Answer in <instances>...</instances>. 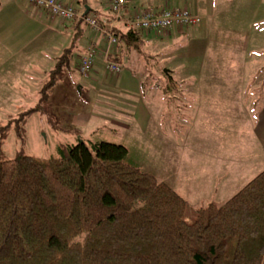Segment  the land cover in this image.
I'll return each instance as SVG.
<instances>
[{
  "label": "trees",
  "instance_id": "1",
  "mask_svg": "<svg viewBox=\"0 0 264 264\" xmlns=\"http://www.w3.org/2000/svg\"><path fill=\"white\" fill-rule=\"evenodd\" d=\"M100 27L105 34L89 29L107 49L139 55L146 43L137 28ZM74 48L48 72L38 107L0 127V264H264V171L224 204L195 210L187 223L186 201L128 162L122 145L78 140L45 160L24 153L25 124L43 112ZM88 50L94 59L83 78L101 53ZM105 58L122 67L111 54ZM11 132L20 148L6 159L2 148Z\"/></svg>",
  "mask_w": 264,
  "mask_h": 264
},
{
  "label": "rangeland",
  "instance_id": "2",
  "mask_svg": "<svg viewBox=\"0 0 264 264\" xmlns=\"http://www.w3.org/2000/svg\"><path fill=\"white\" fill-rule=\"evenodd\" d=\"M5 1L7 0H0V3L5 4ZM218 4V8H221L217 15L218 26L215 27L211 38L213 41L220 40L238 47H243L244 43L250 44L252 51H254L250 55V60L245 62L242 55L236 60L238 63L240 61L245 62L247 67L252 62L254 65L253 73H248V70L245 73L244 68L240 71L234 64L231 65L230 61L225 60L227 57L221 56L220 59L227 62L224 65L225 68H222V75L240 74L249 77L243 80L245 82L242 84L237 82H232L229 85L223 83L210 84V82L198 83L199 85L196 84L195 86V92L200 88L199 93L207 95L209 99L207 101L210 102L213 95L216 96L217 94L228 95L232 99L231 102H234V98L235 103L238 104L237 108L231 114H229L231 110L226 111L225 109L221 118H214L227 121L230 117L235 119L234 124L241 127L240 133L245 134V137L252 135L254 139L263 137L262 130L264 127L259 124V121L262 117L261 114L264 113V0H220ZM67 6L73 7L72 5ZM73 8L79 14L76 8ZM84 12L80 14H84ZM61 21L67 28L69 23ZM260 31L263 36L258 39L257 33ZM173 32L175 34L171 36ZM20 33L21 37H19ZM181 33L182 31H171L167 35L163 34L165 36H158L151 33L145 35L143 32L145 39L151 41L154 38L155 42L142 47L140 52L144 58L141 61L142 64L138 66L136 63L134 65L136 71L133 69L132 72L135 74H127L136 79H138V75L145 77L146 87L143 93L146 92V88L151 87L148 94L141 95L142 99L152 102L150 107L155 111L147 125L144 123L145 119H140L136 125L130 123L128 124L130 127H125L124 122L133 121L131 116L128 119V115H132L133 111L125 110L124 104L119 103L124 98L121 100L120 98L104 100L105 95H100L101 90L99 88L101 86L95 83L91 86L88 84L92 79L97 81L99 76L90 73L86 79L79 75L76 72L79 61L74 57L71 59L70 69L60 75L56 85L49 91L48 99L43 104V112L38 111L27 120L24 153L45 160L57 155L56 148L59 145L75 144L79 136L87 141H103L122 145L128 150V162L152 175L158 182L167 184L186 201L187 209L184 219L187 223L193 222L196 216L195 210L198 208L209 203L222 205L231 199L249 183V180L264 171L262 170L264 168L261 165L260 168L253 169L251 173L248 172L249 175L254 174L252 179L248 175L241 183L243 179L239 180L238 176L243 173V162L251 161L254 156L244 155L242 162L237 160L239 157H236L233 164L220 161L216 165V150L213 151L209 138L206 133L201 134L199 127L193 128L196 130L189 132V141H187V145L184 144V134L187 131L184 129V124L193 119L196 111L195 103H197V100L195 103L194 100L198 98L194 97L191 90H188L184 99V76L189 74L190 78L197 79V64L203 60L204 55L190 53L192 50L187 38H184V52L179 46L170 50L174 43L172 44L173 39H168L180 36ZM25 36V28L18 27L17 23H10L8 33L3 36L2 42L6 43L3 45L12 44V51L3 50L0 44V127L6 123H11L13 119L19 117L26 110L38 107L41 87L46 81L48 72L54 68L57 62L55 60V63H48V55L51 53L47 54V51L39 49L31 39L24 44ZM20 40L23 45L16 46ZM167 56L171 57V61H168ZM259 56L260 58H258ZM229 57L234 59L232 54ZM94 63H96V59ZM120 69V73H128L129 67L123 65ZM166 69L171 72L170 81L163 73ZM219 70V68L211 67L210 64L209 70L204 75H218ZM104 71L107 72L105 67ZM104 71L101 73L103 78L108 76ZM110 77L113 79L117 76L112 75ZM232 78L234 79V76ZM111 81L112 83L115 82L114 80ZM120 83L118 82V85L114 86V88L117 87L116 93L130 92L128 85H123L121 81ZM242 87H248L246 94L242 95L243 100L239 96ZM102 93L105 92L102 91ZM116 93L111 94V96ZM184 101H190L186 105L189 107L186 110H184ZM156 109L158 110L157 113ZM88 115L90 116L89 122L87 126H83L85 123L79 120L88 117ZM197 119L198 115L196 114L192 121L194 126ZM188 128L186 127V129ZM254 129H256V133ZM213 132L218 131L213 130ZM222 136L223 133H219V137L222 138ZM203 143L209 144L211 150L206 156L207 162L202 164L204 170L201 171V161L197 153L198 150L201 151V154L204 150H208V145L203 146ZM230 143L229 146H236L237 150L243 148L241 147L242 139L236 140L234 138L230 140ZM19 148L18 140L15 134L11 132L2 148L5 158L13 159ZM244 150L246 151V149ZM253 151L256 152V149ZM238 167L240 168L237 169ZM211 176L215 177V180H212ZM217 179L218 183L221 182L220 188L210 191L208 181L215 183ZM226 184L228 186L230 184L229 189H222Z\"/></svg>",
  "mask_w": 264,
  "mask_h": 264
},
{
  "label": "crops",
  "instance_id": "3",
  "mask_svg": "<svg viewBox=\"0 0 264 264\" xmlns=\"http://www.w3.org/2000/svg\"><path fill=\"white\" fill-rule=\"evenodd\" d=\"M60 3L65 5H72L76 8L77 12L83 13L85 10V7H88L89 12L91 15L89 17H94L97 21H99L100 25L108 26V24L112 25V15L109 12V4L110 0H58ZM9 3V4H7ZM220 0H128L127 5L124 10V17L128 19L132 13L136 10H149L154 13H160L164 10H187L190 14L198 16L200 18V24L197 27L189 28L184 30L180 36H174L173 38H170L168 40H175L174 46L170 49L172 50L174 47H181L182 51L184 52V38H187L188 44L191 46L190 53L194 54H202L204 55L203 60L197 64V79L190 78L189 74L184 76V99L187 96L188 90H191L194 94V97H198L194 100V103L197 100V103H195L196 111L194 113V117L196 114L198 115L197 123L194 126L192 121L189 123L184 124V129L187 130L186 134H184V144L187 145V141H189V132L194 131L199 127L200 132L202 135L206 133V136L209 138V143L212 146L213 151L216 150V157H215V164L218 165L220 161L228 162L233 164L236 157H239L237 160L241 161L243 160L244 155H251L252 157L251 161L243 162V173L239 174L238 179L242 180L241 183L245 180V178L253 171V169H256L257 167L264 168V136H260L259 138L256 137V139L253 138V135L250 137H245L240 133L241 127H238L236 124H234L235 119H231L230 117L228 120H221L214 117H220L222 116V113L226 111L233 112L238 104L235 103V99L233 98L234 102H231V98L227 95H216L211 98V102L207 101L209 100L207 98V95H201L199 93L200 88L198 91L195 92V86L196 84L199 85L202 82H210V84H230L232 82H237L239 84H242L243 80H246L249 76H243L240 74L233 75V76H226L222 75V68H225V64L230 61L231 65L234 64V66L238 67L241 71L242 68H244V72L248 70V73H253L254 65L252 62L250 63L249 67L246 66L247 62L246 60H250V55L254 51H252L251 45L244 43L243 47L233 46L229 45L225 42H221L220 40L213 41L212 34L214 32V29L217 25V15L220 13L221 8L219 7ZM108 5V7H107ZM95 9V10H94ZM262 14V13H261ZM260 14V15H261ZM101 22V23H100ZM10 23H17L18 27L25 28L26 36L24 38V44L31 39V41L38 46L39 49H43L47 51L46 53L48 55V63H55V60L58 59L60 53L64 52L66 49L73 47L74 53L72 54V58L76 57L77 61H79V58L87 47L94 46L96 49H98L101 53L96 57V63H94L93 69L91 71L92 75L99 76L97 81H94L93 79L91 82H88L89 86L92 84H97L101 86L99 90H101L100 95H105L104 100L109 98H124L119 103L124 104V109L128 111H133L132 115H128V119L131 116L133 118V121L128 120V122H124L126 124L125 127H130L128 124L134 123V125L137 124V122L140 119H145L146 125L147 122L150 121L151 116L154 114V110L151 109L150 106H152V102L147 101L146 99H142L141 95L148 94L149 89L146 88V83H144L145 77L138 75V79H136L134 76L127 75L129 73L135 74L133 69H135V64L138 63V66L141 65V61L144 60L141 54L137 55L136 53H131L127 55V53H124V51L117 50L115 48L107 49V44L105 38L101 36L98 33H95L89 29V27L84 26L82 24L68 22L69 25L67 28H65V25L62 23V21L58 18H54L45 11L38 10L36 8H33L26 0H7L5 1V4L0 3V35H1V48L3 50L12 51V44L3 45L6 43L2 42L3 36H5L8 33V27ZM114 29H117L119 32H126L128 30V27L125 26L123 23L115 24L113 25ZM127 27V28H126ZM175 34L173 32L171 36ZM177 34V33H176ZM263 36V33L260 31L257 33L258 39H261ZM21 37V33L19 35ZM154 38L149 41L146 39L145 45L151 44L152 42H155L153 40ZM252 41V40H251ZM259 41V40H257ZM23 43L18 41L16 43V46H22ZM146 47V46H145ZM252 51V52H251ZM170 52V51H169ZM213 53V55H211ZM244 53V54H243ZM109 54L112 55V58H117L120 62H117L119 64L127 65L129 67L128 73H120L122 75H115L117 77H113L111 79L108 72L104 71V64L107 61L106 56ZM232 54L234 56V61L228 56ZM43 55V54H42ZM244 56L245 62L238 63L237 57ZM221 56L227 57L225 59L227 62L222 61L220 58ZM168 57V56H167ZM262 57V56H261ZM243 58V57H242ZM260 58V56L258 57ZM129 59V61H128ZM142 59V60H141ZM257 60V59H255ZM168 61H171V57H168ZM213 66V68H219L218 75H210L205 76L207 70ZM232 67V66H231ZM242 70V72H243ZM105 72L106 75L104 78L101 76L102 72ZM164 75L167 78L168 81H170L171 75L169 69L164 70ZM126 74V75H123ZM110 75V76H109ZM45 76V75H44ZM104 79H102V78ZM169 78V79H168ZM88 79V78H86ZM111 80H114L115 82L112 83ZM122 82L123 85L129 86L130 92L125 93H116L114 86L118 85V82ZM172 82V81H171ZM170 82V83H171ZM173 83V82H172ZM175 83V82H174ZM199 83V84H198ZM121 84V83H120ZM169 84V83H167ZM87 85V84H84ZM71 87L72 84H71ZM124 87V86H122ZM248 88V87H247ZM247 88H241L239 96L242 98V95L246 94ZM127 89V88H125ZM197 89V87H196ZM214 90V88H213ZM105 92V93H102ZM148 91V92H147ZM205 92V91H203ZM116 93L114 96H111V94ZM129 93V95H128ZM142 93V94H141ZM207 93V92H206ZM139 95V97H138ZM148 96V95H147ZM134 99L136 100L134 102ZM184 101V110H186V105L189 103ZM232 108V109H231ZM252 110V109H251ZM198 111V113H197ZM158 110L156 109V113ZM261 120L259 121V124H262V127H264V113L261 114ZM225 118V119H227ZM90 116L81 118L79 121H83L85 123L83 126H87L89 122ZM127 120V119H126ZM159 120V119H158ZM258 121V120H257ZM73 123L75 121H72ZM145 125V126H146ZM81 126V127H83ZM186 127H189L186 129ZM214 127V129H213ZM236 127V129H235ZM248 127V126H246ZM250 127H253L250 125ZM223 129L222 131H220ZM223 133L222 138L219 137L218 132ZM238 132H237V131ZM264 130H262V134ZM254 132L256 133V129H254ZM239 135V137H238ZM242 139V145L240 150H237V147H230L231 145L230 140L231 139ZM80 140H84L83 137L79 136L75 142ZM263 139V140H262ZM76 144V143H75ZM63 145V144H62ZM65 145V144H64ZM72 145V144H70ZM185 145V148H186ZM200 145L202 146V143L200 142ZM208 145V150H204L201 154V151L196 150V153L198 155V158L201 161V167L200 170H204L202 168V164L207 162L206 156L209 155V152L211 148L209 147V144L203 143V146ZM217 147V148H216ZM253 147V149H252ZM246 149V151L244 150ZM256 149V152L253 151ZM213 154V155H215ZM222 155V156H221ZM248 156V157H251ZM204 157V158H202ZM197 158V157H196ZM222 159V160H221ZM246 159V158H245ZM237 163V162H235ZM238 167L237 169H239ZM247 169V170H246ZM264 170V169H262ZM249 172V173H248ZM254 174L249 175L248 177H252ZM212 180H215V177L211 176ZM252 179V178H251ZM224 181V180H223ZM251 180H249L250 182ZM240 183V184H241ZM207 184H210L208 189L212 191V189H219L221 182L218 183V179L215 181V183H212L208 181ZM239 184V185H240ZM230 184L225 185V187H222V189H229ZM237 187V186H236ZM235 188V187H234Z\"/></svg>",
  "mask_w": 264,
  "mask_h": 264
},
{
  "label": "built area",
  "instance_id": "4",
  "mask_svg": "<svg viewBox=\"0 0 264 264\" xmlns=\"http://www.w3.org/2000/svg\"><path fill=\"white\" fill-rule=\"evenodd\" d=\"M33 7L43 10L54 18L65 22H83L86 26L98 29L101 27L98 21L93 17H82L77 14L71 6L63 5L58 0H27ZM128 0H110L109 12L113 17V24L123 23L125 26L137 28L145 34L165 36L171 31H184L189 28L197 27L200 24L198 16L190 14L187 10H164L160 13H154L149 10H136L125 20L124 10ZM104 33V32H103ZM105 34V33H104ZM93 53L88 50L80 56L77 73L86 76L93 63ZM106 68L111 73H119L120 69L116 64L107 63Z\"/></svg>",
  "mask_w": 264,
  "mask_h": 264
},
{
  "label": "water",
  "instance_id": "5",
  "mask_svg": "<svg viewBox=\"0 0 264 264\" xmlns=\"http://www.w3.org/2000/svg\"><path fill=\"white\" fill-rule=\"evenodd\" d=\"M88 13H89V9H88V7H85V12L83 15L86 16Z\"/></svg>",
  "mask_w": 264,
  "mask_h": 264
}]
</instances>
